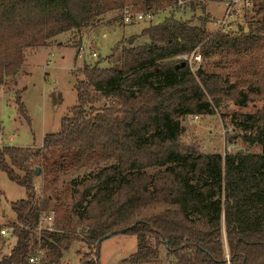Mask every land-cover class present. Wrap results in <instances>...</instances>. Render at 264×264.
<instances>
[{"label":"trees","instance_id":"1","mask_svg":"<svg viewBox=\"0 0 264 264\" xmlns=\"http://www.w3.org/2000/svg\"><path fill=\"white\" fill-rule=\"evenodd\" d=\"M218 1L0 0V87L17 86L25 49L45 47L107 12L131 5L135 12L155 13L182 2L190 12L204 14L208 4ZM256 13L262 17L260 27L231 36L206 31L207 15L196 24L170 15L118 42L112 66L78 69L77 104L61 119L59 131L45 134L37 151L0 149L1 171L26 195L10 205L16 242L8 254L0 253V264H28L37 248L46 249V264H60L80 241L77 234L89 249L95 247L99 260L103 241H98L109 233L136 237V252L118 264L154 263L161 257L160 245L175 264H264V0ZM138 36L147 41L135 44ZM196 50L248 53L251 61L229 84L203 70L192 73L187 62L182 67L175 60ZM254 97L261 98L262 107L233 113L230 125L260 153L222 157L181 148L182 117L211 115L227 100L244 108ZM14 100L23 114L19 92ZM100 102L105 103L96 108ZM47 153L60 154V162L52 164L53 186L60 174L83 168L88 159L115 163L71 181L70 207L55 213L52 232L37 237L39 214L48 200L38 204L34 164Z\"/></svg>","mask_w":264,"mask_h":264},{"label":"rangeland","instance_id":"2","mask_svg":"<svg viewBox=\"0 0 264 264\" xmlns=\"http://www.w3.org/2000/svg\"><path fill=\"white\" fill-rule=\"evenodd\" d=\"M262 3L263 0H252L250 9L255 5L254 9L246 16L245 11L241 13V18L233 24V29L246 33L260 27L262 17L256 13V10ZM185 5L187 4L179 2L166 10L156 11L151 20L136 22L132 25L123 24L121 18L123 8L113 10L95 18L85 28L56 36L45 47L25 49L24 64L17 76V86L8 82L4 88L0 87V149L5 147H21L31 151L41 149L44 135L57 133L61 119L69 116L70 109L77 104L75 90L77 70L85 65L92 67L99 64L103 68L112 66L119 55L120 48L116 46L118 42L122 43L123 40L131 39L135 36L133 34L139 35L141 30L162 23L170 15L182 21L190 20L192 24H196L199 18L207 15L206 31L213 33L217 29L215 21L223 14L222 5L218 2L210 3L204 14L199 10L190 12ZM262 35L264 36V33ZM145 41H147L146 38L138 36L134 43L139 45ZM262 51L264 52V47ZM91 53H96L98 57L92 58ZM197 54L200 55V61L192 65L193 73L203 70L208 74H216L229 80V84L233 83L232 78L235 73L251 61L248 53L204 55L198 50ZM175 60L184 61L178 58ZM16 92L20 93L23 114L19 112L14 100ZM104 103L100 102L95 107L101 108ZM262 104L263 101L259 97H254L244 108L234 105L232 100H227L223 106L214 109L211 115H197V120H192L194 115L182 117L181 126L184 130L179 138L181 148L201 154H219L222 157L229 153L235 154L239 150L260 153L258 147L246 145L241 141L240 131L230 125V117L233 113H253L259 110ZM54 162H60L59 153L44 154L34 164H38L36 168L39 169V174L34 180L38 204L41 205L42 201L48 200V208L43 210L39 217H54L59 211L64 213L71 204V181L115 163L114 160L94 163L88 159L83 168L68 169L60 174L59 182L53 186L50 181L55 174L52 169ZM148 172L154 173L155 169ZM25 198L24 189L10 181L0 169V230L13 228L16 221L10 205ZM72 225L76 226L77 222L74 220ZM50 232L52 231L42 233ZM42 233L37 234V237H41ZM77 236L80 241L73 244L60 264H82V259H87L93 264L96 262L118 264L120 260L129 257L137 249L134 235L117 234L100 244L98 260L95 247L89 249L83 243V236L81 234ZM15 242V233L13 238L0 237V253L8 254ZM152 242L154 244V241ZM158 250L161 253L160 259L149 264H175L172 256L166 253L165 247L160 245ZM42 251L46 252V249ZM44 261L47 263V258Z\"/></svg>","mask_w":264,"mask_h":264},{"label":"built area","instance_id":"3","mask_svg":"<svg viewBox=\"0 0 264 264\" xmlns=\"http://www.w3.org/2000/svg\"><path fill=\"white\" fill-rule=\"evenodd\" d=\"M252 0H219V5L223 6V14L221 18L216 19L215 25L217 29L214 33L220 32L223 35L231 36L237 31L233 29V24L241 18V13L249 10L251 7ZM154 12H135L131 7H124L121 12L122 22L125 25H131L133 23L143 22L144 20H151L153 18ZM81 52V51H80ZM80 52L78 54H80ZM197 50L190 54H182L178 56V59L187 62L190 71L193 73L192 65L196 61H200V55L197 54ZM83 55V54H82ZM92 58H97L96 53H91ZM198 116H193L192 120H197ZM14 228L9 227L7 229L0 230V237H14ZM43 231H53V217L52 216H40L38 218V223L35 228V233L40 235ZM46 253L38 248L34 253H31L28 258V264H46L45 263Z\"/></svg>","mask_w":264,"mask_h":264},{"label":"water","instance_id":"4","mask_svg":"<svg viewBox=\"0 0 264 264\" xmlns=\"http://www.w3.org/2000/svg\"><path fill=\"white\" fill-rule=\"evenodd\" d=\"M180 64H181V66L183 67V66L185 65V62L183 61V62H181ZM178 66H179V65H176V68H178ZM239 152L242 153V150H239ZM34 172H35L36 175H38V173H39V169L36 168ZM113 235H114L113 233H109V234L105 235L104 237H102V238L98 241V243H101L102 241L108 239L109 237H111V236H113Z\"/></svg>","mask_w":264,"mask_h":264},{"label":"crops","instance_id":"5","mask_svg":"<svg viewBox=\"0 0 264 264\" xmlns=\"http://www.w3.org/2000/svg\"><path fill=\"white\" fill-rule=\"evenodd\" d=\"M132 25V24H131ZM133 35H136V34H133ZM104 36V35H103ZM14 215V214H13Z\"/></svg>","mask_w":264,"mask_h":264}]
</instances>
